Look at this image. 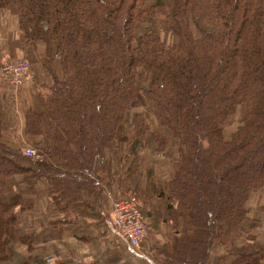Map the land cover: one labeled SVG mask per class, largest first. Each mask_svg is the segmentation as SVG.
<instances>
[{"label": "trees", "instance_id": "16d2710c", "mask_svg": "<svg viewBox=\"0 0 264 264\" xmlns=\"http://www.w3.org/2000/svg\"><path fill=\"white\" fill-rule=\"evenodd\" d=\"M147 2L0 0L20 37L43 45L52 76L42 111L25 114L34 157L2 142L0 114V264L10 241H25L17 213L31 206L14 176L61 208L81 206L83 191L98 200L107 154L135 101L151 110L155 126L135 116L128 152L148 135L160 154L172 141L177 150L167 191L154 188L172 229L156 245V261L264 264V245L243 229L250 194L264 187V0Z\"/></svg>", "mask_w": 264, "mask_h": 264}, {"label": "crops", "instance_id": "0c3cea01", "mask_svg": "<svg viewBox=\"0 0 264 264\" xmlns=\"http://www.w3.org/2000/svg\"><path fill=\"white\" fill-rule=\"evenodd\" d=\"M165 37L171 39L166 31ZM43 56V45L32 46L30 41L22 39L16 16L0 8V65L23 61L27 68L18 88L0 73L1 140L10 148H33V140L24 132L25 114L42 111L40 95L52 83V76L42 64ZM138 115L144 116L151 130L155 126L150 110L133 102L116 131L117 149L107 154L106 177L98 200L83 191L81 206L76 203L61 208L43 189L36 188L32 193L20 175L14 176L21 199L31 206L17 213V233L25 241H10L6 247L9 258L1 264H160L155 259V247L171 236L172 229L164 221L166 200L154 188L160 186L167 191V182L176 168L177 150L172 141L165 153L160 154L148 135L145 146L133 147L128 152L133 139V118ZM235 126L225 134L230 135ZM129 194L136 196L146 222L140 255L134 254L103 225L113 214L112 202ZM247 206L243 229L264 245V187L250 194Z\"/></svg>", "mask_w": 264, "mask_h": 264}, {"label": "built area", "instance_id": "2783aa9c", "mask_svg": "<svg viewBox=\"0 0 264 264\" xmlns=\"http://www.w3.org/2000/svg\"><path fill=\"white\" fill-rule=\"evenodd\" d=\"M26 69V64L23 61L2 62L0 65V73L7 76L15 88L23 83ZM23 153L34 157L36 152L34 148H27ZM112 212L111 218L105 220L110 234L126 243L134 254L140 255L139 248L146 231V222L137 206L136 196L131 195L125 199L113 201Z\"/></svg>", "mask_w": 264, "mask_h": 264}, {"label": "rangeland", "instance_id": "374dc122", "mask_svg": "<svg viewBox=\"0 0 264 264\" xmlns=\"http://www.w3.org/2000/svg\"><path fill=\"white\" fill-rule=\"evenodd\" d=\"M150 2H151V0H148L147 3H150ZM161 31H162V35L164 36V38H166L165 37V31H163V29ZM150 112H151V110H150ZM236 123H237V118H235V117L232 118L230 121H228L226 124V127H225V130H226L225 133L228 131H231L232 128H234Z\"/></svg>", "mask_w": 264, "mask_h": 264}]
</instances>
